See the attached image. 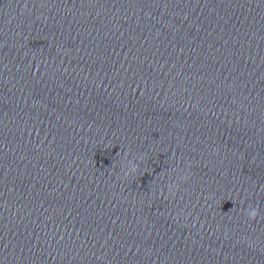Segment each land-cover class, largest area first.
<instances>
[{
	"label": "clouds",
	"instance_id": "clouds-1",
	"mask_svg": "<svg viewBox=\"0 0 264 264\" xmlns=\"http://www.w3.org/2000/svg\"><path fill=\"white\" fill-rule=\"evenodd\" d=\"M249 219L255 220L258 217V211L256 209H252L248 214Z\"/></svg>",
	"mask_w": 264,
	"mask_h": 264
}]
</instances>
